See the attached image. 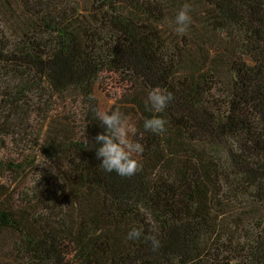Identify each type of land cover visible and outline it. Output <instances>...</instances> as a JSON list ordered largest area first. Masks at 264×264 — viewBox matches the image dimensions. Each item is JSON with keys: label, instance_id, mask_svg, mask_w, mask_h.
I'll return each instance as SVG.
<instances>
[{"label": "trees", "instance_id": "1", "mask_svg": "<svg viewBox=\"0 0 264 264\" xmlns=\"http://www.w3.org/2000/svg\"><path fill=\"white\" fill-rule=\"evenodd\" d=\"M96 109L134 175L99 166ZM0 264H264V0H0Z\"/></svg>", "mask_w": 264, "mask_h": 264}, {"label": "clouds", "instance_id": "2", "mask_svg": "<svg viewBox=\"0 0 264 264\" xmlns=\"http://www.w3.org/2000/svg\"><path fill=\"white\" fill-rule=\"evenodd\" d=\"M189 6L184 4L174 17V32L183 34L191 23ZM173 99V94L158 87L152 88L147 93L146 107L153 115L145 118L142 127L146 132L163 134L166 129V120L157 113H163L165 108ZM103 131L95 136V156L99 159V166L107 173L115 172L119 176H132L139 169V161L136 155L143 152V145L138 140L132 139L136 133L134 125L128 123L123 114L114 109L104 111L96 109L93 113ZM88 138L84 143L87 144ZM142 229L131 227L126 234L129 240L139 239ZM151 240L153 248L158 247V241Z\"/></svg>", "mask_w": 264, "mask_h": 264}]
</instances>
